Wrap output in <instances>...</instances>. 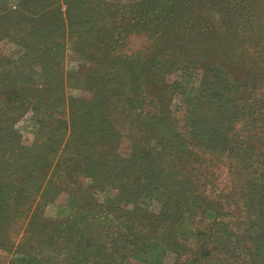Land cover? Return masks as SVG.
I'll return each instance as SVG.
<instances>
[{
	"label": "rangeland",
	"instance_id": "rangeland-1",
	"mask_svg": "<svg viewBox=\"0 0 264 264\" xmlns=\"http://www.w3.org/2000/svg\"><path fill=\"white\" fill-rule=\"evenodd\" d=\"M30 1L0 17V264H71L54 250L73 247L79 264H264V250L248 260L258 229L234 211L264 178L251 172L264 158V0ZM215 73L232 85L213 84L217 96L202 91ZM231 93L242 99L222 120ZM66 221L79 233L60 234Z\"/></svg>",
	"mask_w": 264,
	"mask_h": 264
},
{
	"label": "trees",
	"instance_id": "trees-1",
	"mask_svg": "<svg viewBox=\"0 0 264 264\" xmlns=\"http://www.w3.org/2000/svg\"><path fill=\"white\" fill-rule=\"evenodd\" d=\"M39 2V1H38ZM31 3V1L30 0H24L21 4H20V6H19V8L21 9V11H17L16 13H15V15L14 16H21V15H23V12H22V10L24 11L25 9H26V5L27 4H30ZM65 3H66V5H67V14H68V18L71 20L72 19V12H73V9H71V5H73V4H71L70 2H66L65 1ZM102 3V2H101ZM32 4H34V2H32ZM44 4V2L43 1H40L39 3H37V5H43ZM43 7V6H42ZM37 12H38V9H37ZM12 13V12H11ZM10 13H8V14H5V15H2V16H0L1 18H5V17H7V15H9ZM216 74V73H215ZM215 74H213V75H209L208 77H206V79H205V81L204 82H202V85L204 84V85H206L207 87H203V89H202V91H205V92H207V91H214V93L216 94V96H217V94H218V92H219V86L218 87H216L217 89H213L214 87H213V84H218V85H221V84H223V86H225V88H227V89H229L230 90V88H232V85H231V83H228L227 82V75H225V79L224 78H222V77H217V74L215 75ZM212 77H214V78H216L217 79V81H213L212 80ZM238 92V91H240V88H237V89H235V92ZM229 92H231V91H229ZM233 93H231V95L227 98H224V99H220V100H218L217 102H219V105L218 106H216V108H219L221 111H217L216 113L218 114V117H220V119H222V120H228L229 119V117H231V114H230V112H231V109L233 108V107H235L236 105H237V103L239 102V100H241L242 98L241 97H239V98H232L231 99V96L233 97L234 95H232ZM236 94V93H235ZM241 98V99H240ZM193 105H192V107L194 108V107H199V106H201V104H205V103H202V100L201 101H198L197 99L196 100H193V103H192ZM215 104H217V103H213V105L215 106ZM230 104V107H228V105ZM166 109H167V106H166ZM168 110V109H167ZM222 110H224V111H222ZM193 110H191V112H192ZM219 112V113H218ZM213 113V109L211 108L210 110H209V114H212ZM211 118H213V117H211ZM211 120V119H210ZM213 122L212 123H205L206 125H208V126H210L211 124H213V123H215L216 121H215V119L213 118ZM187 122H191L190 120L189 121H187ZM239 131V130H238ZM238 131L236 130V132H237V135H238ZM236 134V133H235ZM239 137V136H238ZM235 143H237V141H236V139L235 140H228V142L227 143H225V141L223 142V146H228V145H232V150L234 151V152H236V147H235ZM244 143H246V142H244ZM221 144V143H220ZM263 159V161H259L258 162V165H256V167H255V169L253 170V171H251L252 173H256V171L258 170H262V172H263V170H264V158H262ZM238 161L240 162V164H241V168L244 170V171H246V169H245V162H247V159H245V158H243V157H241V158H238ZM252 166V165H251ZM253 167V166H252ZM249 169H251L250 167H249ZM252 175V174H251ZM257 180H261L260 182H256L257 184H253V182H250V181H247L246 183H245V185H247L248 186V188H247V193L246 194H244V206L243 207H241V208H234V211H235V217H239V215L243 212V214H244V216H242L243 218H246V220H245V224L246 225H249L250 227H249V229H247V231L249 230V232H250V228L252 229V230H256V229H258L257 231H253L252 233H257V234H254V235H250V236H248V243H249V246H250V254L252 255V256H250L251 258L250 259H248L249 261L251 260V259H257L258 257H259V254L261 253L262 255H263V250H264V178H263V181H262V179H257ZM250 186V187H249ZM232 201H233V196H232ZM233 204H234V202H233ZM11 205V204H10ZM168 205V203H165L164 204V206L166 207ZM214 207H216L215 206V203H213V204H211L210 203V208H212L211 210H219V208L218 207H216V208H214ZM208 208V207H207ZM165 208H163V209H161V211H163ZM211 210H209V211H211ZM244 210H245V212H244ZM213 212L214 211H211L210 213H208L207 215H206V217L207 218H209V219H212V218H215L214 219V221L213 222H216V221H218L219 222V225L221 226V227H228L227 225H225V224H227V222L226 223H223V222H221L220 220H218V219H216V218H218L220 215H221V213H219L218 211V213H219V216H217V217H214V214H213ZM167 215H166V212H164L163 211V213L161 212L159 215L157 214V215H155V214H152L151 215V217L150 218H156L157 220H159V221H156L157 223L159 222L160 223V221L164 218V217H166ZM68 221V220H67ZM67 221L66 222H64L63 224H62V230H60L59 229V232H60V234H62L63 235V229L65 230V229H67V230H65V232L66 233H69V234H71L72 232H78L79 233V227L77 226L76 227V225L74 224V227L72 226V225H69L70 223H67ZM212 225L213 224H209V229L212 227ZM241 225V224H240ZM64 227H66V228H64ZM89 228H87V230L88 231H90L92 228H90V226H88ZM262 229H263V231H262ZM86 229H84V232L82 233V235L80 236V234H78L77 236H79L80 238L82 237V236H84V238L83 239H86V242H85V244H86V246H91V242L92 243H95V244H97V246L101 249V250H105L106 249V246L103 244V243H98V242H96V239L98 240V236H95V235H93V232H91L90 233V235H88L89 234V232L88 231H85ZM261 231L263 232V233H261ZM36 232H37V230H35L34 231V234H36ZM154 231H152L151 233H150V237H148V240H149V238H153L156 234H154L153 233ZM261 233V234H260ZM170 236L173 234V230H170ZM168 234V235H169ZM87 235V236H86ZM90 238H89V237ZM215 237H217V234L215 235ZM209 238V240H208V242H214V241H211V239H210V237H208ZM170 240V239H169ZM218 241L220 242V238H218ZM170 242H172V241H170ZM221 242H225V241H223V240H221ZM159 244V243H158ZM106 245H108V243L106 244ZM93 246V245H92ZM91 250V249H90ZM90 250H86V251H83L82 250V253H88ZM252 250V251H251ZM228 251V249L227 248H225V251L224 252H227ZM54 252H55V254L57 255V256H60L61 257V259L64 261V262H70L71 264H79V256H78V252H81L80 251V249L78 248V247H73V248H70V249H67L66 250V248L64 249V248H60V249H55L54 250ZM53 252V253H54ZM52 253V254H53ZM234 257H236V256H234ZM215 258V257H214ZM236 258H238L239 259V257H236ZM215 261V260H214ZM217 261H218V263L219 264H228V262L226 261V257L223 255L220 259H217ZM244 261H245V259H244ZM232 264H238L237 262H232ZM242 264H244V263H242ZM251 264H255L254 262H251Z\"/></svg>",
	"mask_w": 264,
	"mask_h": 264
},
{
	"label": "crops",
	"instance_id": "crops-1",
	"mask_svg": "<svg viewBox=\"0 0 264 264\" xmlns=\"http://www.w3.org/2000/svg\"><path fill=\"white\" fill-rule=\"evenodd\" d=\"M24 0H0V16L13 12L19 8Z\"/></svg>",
	"mask_w": 264,
	"mask_h": 264
}]
</instances>
